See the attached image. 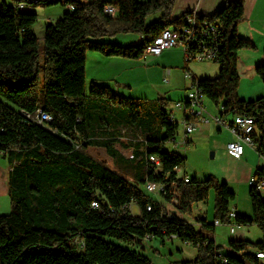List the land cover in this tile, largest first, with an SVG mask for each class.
I'll use <instances>...</instances> for the list:
<instances>
[{
	"label": "trees",
	"instance_id": "trees-1",
	"mask_svg": "<svg viewBox=\"0 0 264 264\" xmlns=\"http://www.w3.org/2000/svg\"><path fill=\"white\" fill-rule=\"evenodd\" d=\"M175 1H0V153L10 163L12 205L10 213L0 215V264H153L134 248L106 239L110 237L132 246L179 239L197 250L187 263L264 264L255 254L264 250V237L257 242L229 239L231 252L225 254L212 236L220 224L230 229L257 225L264 233V198L258 188L264 165L256 167L250 184L251 215L238 213L232 207L236 193L227 182L179 175L187 157L176 151L179 122L171 121L176 114L168 107L170 99L127 96L96 81L86 90L88 50L143 58L145 48L165 29L182 32L191 25L186 17L193 16L194 32H205L190 53L198 45L210 47L219 64L215 78L194 76L197 87L222 105V116L254 118L252 136L264 157V96L246 101L238 93L239 53L256 48L238 32L246 18L245 1L228 0L211 15L188 11L172 18ZM55 4L66 11L46 24L42 44L34 31L35 8ZM107 5L115 12L108 13ZM119 33H138L142 40L124 46L106 39ZM255 71L264 82V58ZM178 101L187 102L188 96ZM40 110L52 120L39 122ZM92 148L104 149L122 171L91 155ZM148 182L163 187L157 192L164 202L146 190ZM212 190L215 220L209 222L203 214L195 222L187 220ZM133 203L139 214L133 213Z\"/></svg>",
	"mask_w": 264,
	"mask_h": 264
},
{
	"label": "rangeland",
	"instance_id": "rangeland-1",
	"mask_svg": "<svg viewBox=\"0 0 264 264\" xmlns=\"http://www.w3.org/2000/svg\"><path fill=\"white\" fill-rule=\"evenodd\" d=\"M139 1L144 2L147 0ZM246 6V14L252 9L254 18L257 17L255 19L256 24H259L260 28L254 26L251 31L256 34L257 40L262 42L264 41V36L262 37L264 34V0H259L255 9L254 7H248V1ZM65 11L66 7L62 4L40 5L35 8L38 18L34 25V31L39 37L40 43L43 44L44 41L46 24L55 22ZM158 16L159 14L152 15L148 18V21H153ZM246 26L250 29L249 25L245 24L244 27ZM106 39L127 46L138 44L142 40V36L138 33H119ZM253 42L256 44V48L242 49L238 60V73L240 76L238 93L240 98L246 101L264 96V82L255 71V65L264 58V43L263 48L262 46L260 48V46H257L258 42ZM173 49H178L179 51L167 62L161 59L153 61L154 57L149 55L146 59L145 57L132 58L135 61L133 64L122 62L117 57L105 56L99 51L88 50L86 59V90L89 92L91 83L96 81L99 84L109 85L127 96L153 100L166 97L170 99L168 107L172 109L176 101L187 98L191 85L190 80L186 79L184 75L186 65L184 50L182 47ZM127 60H130V58H127ZM252 65H254L253 68H251ZM188 67L198 79L215 78L219 74V64L212 59L203 61L193 59L188 63ZM167 68L172 70V74H167ZM204 102L209 114L212 116L223 111L222 105L218 106L206 97H204ZM174 111L177 114L176 117H181L180 112L176 111V109ZM226 118L230 119L231 117L227 115ZM178 132L179 140L184 134L182 123H179ZM231 138V131L227 127L219 128L214 121L201 126L199 129L197 128L189 136L191 142L176 149L177 153L187 157L186 163L179 168V175L187 174L192 178L198 179L214 176L221 182H227L229 187L236 193V200L232 203V207L239 206L241 210L251 212L249 188L253 175L248 177V169L249 167L253 168L255 161L258 165H264V157L260 156L254 148L249 152L247 151L243 158H236L230 155L227 144ZM168 147L172 148L173 146L169 143ZM122 152L124 156L129 154V150H123ZM89 153L113 169L122 171L120 166L114 163L104 149L92 148L89 149ZM9 172V159L3 153H0V215L8 214L12 209L9 196ZM261 194L264 198V190H261ZM152 196L158 201L164 202L158 192L152 193ZM214 204L215 194L212 190L208 200L197 206L194 215L185 216V218L195 222L193 221L194 217L198 215V212L202 211L208 221L213 222L215 220ZM131 209L134 214H139L140 212V208L136 203L131 205ZM235 227L236 232L232 234L228 224L217 225L216 232L212 235L216 239V243L222 246V252L225 254L231 252L228 244L229 239H248L257 242L263 238V233L257 225H236ZM106 239L113 241L117 245L134 248L149 257L153 264H197L194 262L187 263V261L195 259L197 255L196 248L179 239L166 240L163 243L160 238H156L151 240V242L133 246L116 238L110 237Z\"/></svg>",
	"mask_w": 264,
	"mask_h": 264
},
{
	"label": "built area",
	"instance_id": "built-area-1",
	"mask_svg": "<svg viewBox=\"0 0 264 264\" xmlns=\"http://www.w3.org/2000/svg\"><path fill=\"white\" fill-rule=\"evenodd\" d=\"M105 10L108 13H114L115 7L111 5H107ZM187 22L191 25L186 26L182 32L176 31L174 28L165 29L155 40L153 43L148 45L144 50L145 59L150 56H160L165 50L173 49L175 47H182L185 53L186 62H190L191 60L203 61L205 59H215V52L210 47L199 46L200 49L195 53H190L191 47L195 42L200 40V37H203V33L205 32L203 29L200 30V35L194 32L196 28V21L193 16L188 15L186 17ZM209 26L210 30H213L214 27ZM202 31V33H201ZM194 49H197L195 46ZM185 78L190 80L191 85L188 92V101H178L175 103V107L182 111V117L179 119L176 115H173L171 118L172 122L178 121L182 123L184 126V134L177 141L176 146L181 147L187 144L188 138L190 134H192L198 124L209 123L214 121L220 127H227L231 133L234 135L235 139L228 143L227 149L229 153L236 157L240 158L245 151L246 147L254 148L257 151L258 145L255 142L252 134L256 131L255 120L252 116L237 114L233 119H228L221 114L210 115L207 109V106L204 102V95L201 93L199 88L197 87L194 81V75L189 71L185 70ZM39 122H49L52 120V117L47 113H42L41 110L37 115ZM130 157H133L132 153H129ZM151 159L158 163L156 158L151 157ZM186 181L189 180L188 177L185 178ZM255 178L252 177L250 180V184L254 183ZM163 187L155 182H148L146 184V190L148 192L154 193L161 190ZM258 188L260 190H264V180L259 183ZM93 206L98 207V203L94 202ZM151 209V206H149ZM169 210L176 213L173 205L168 206ZM231 217L235 216V213L232 212ZM219 224L220 222L217 220L215 222ZM232 232L235 230V226H231ZM175 237V236H173ZM257 258L264 260V250L256 251Z\"/></svg>",
	"mask_w": 264,
	"mask_h": 264
},
{
	"label": "crops",
	"instance_id": "crops-1",
	"mask_svg": "<svg viewBox=\"0 0 264 264\" xmlns=\"http://www.w3.org/2000/svg\"><path fill=\"white\" fill-rule=\"evenodd\" d=\"M226 1H228V0H176L175 1V3H174V6H173V8H172V11H171V17L172 18H175V17H179V16H181V15H183L185 12H188V11H194V12H196V13H199V14H202V15H211L212 13H214L219 7H221L224 3H226ZM245 1V6H246V2L248 1V7H251V8H253L254 7V9H255V6L258 4V2H259V0H244ZM246 9H247V6H246ZM253 13H254V11L251 9L250 11H248V13L246 14V18H245V20L243 21V22H241L240 24H239V26H238V32H239V34L240 35H242V36H244V37H246V38H249V39H251V40H253V41H255V42H258V44H257V46L259 47L260 46V48H261V46H262V48H263V43H264V41H258L257 40V36H256V34L254 33V32H252L251 31V28H253L254 26L255 27H258V28H260L256 23V18H254V15H253ZM245 24H247V25H249L250 26V29H248V27L246 26V27H244L245 26ZM243 25V26H242ZM264 36V34L262 35V37ZM259 37H261V36H259ZM179 50L178 49H169V50H165L160 56H156L157 58L155 59V56H152V57H154L153 59V61H155V60H159V59H161L162 61H165V62H167V61H169V60H171L172 59V57L175 55V54H177V52H178ZM180 53H181V51H180ZM114 57H117V58H119L120 59V61H122V62H129V63H134L135 61H134V59H132V58H130V60H127V58H129V57H121V56H113V57H111V58H114ZM116 58V59H117ZM188 63L189 62H186V65H185V68L184 69H187V70H189L193 75H194V73L190 70V68L188 67ZM256 66V65H255ZM254 67V65H252L251 66V68H253ZM167 74H172V70L170 69V68H167ZM184 75H185V70H184ZM195 76V75H194ZM96 80H98V79H96ZM119 90V89H118ZM174 108H172V110H173V112H174V114H176L175 113V111H174V109H176V111H178V112H180V115H181V117H182V111L181 110H179V109H177L176 107H175V104H174V106H173ZM176 116H177V114H176ZM181 117H177V118H181ZM212 122V121H211ZM211 122H209V123H211ZM209 123H202V124H198V126H197V128L199 129V128H201V126H203V125H207V124H209ZM218 125V124H217ZM219 126V125H218ZM197 128H196V130H197ZM219 128H221L220 126H219ZM195 130V131H196ZM232 134V133H231ZM191 135V134H190ZM235 139V137H234V135L232 134V138L229 140V142H231L232 140H234ZM189 141V143L191 142V140L190 139H188ZM228 142V143H229ZM228 145V144H227ZM251 149H253V148H251V147H246L245 148V151H244V154L240 157V158H243L244 157V155L247 153V151L249 152ZM231 155V154H230ZM260 165V164H259ZM258 165V163H256V161L254 162V165H253V168H251V167H249V169H248V177L249 176H251V175H253V173H254V170L256 169V166H259ZM198 205H200V203L199 204H196L195 205V210L194 211H196V208H197V206ZM235 209H236V211L238 212V213H241V214H247V215H251V213H252V209H251V212L250 211H246V210H241L240 208H239V206H235L234 207ZM200 210V209H199ZM197 214H203V212L202 211H200V212H198ZM204 216H205V214H203ZM193 221H195V220H193ZM217 227V226H216ZM260 229V228H259ZM261 230V229H260ZM262 231V230H261ZM215 232H216V228H215ZM230 232L233 234V233H235L236 232V229L234 230V232H232V230L230 229ZM262 233H263V231H262ZM215 234V233H214ZM213 234V235H214ZM263 237H264V233H263ZM215 239V238H214ZM263 239V238H262ZM261 239V240H262ZM248 240V239H247ZM215 241H216V239H215ZM251 241V240H250ZM262 262H264V260H261Z\"/></svg>",
	"mask_w": 264,
	"mask_h": 264
}]
</instances>
